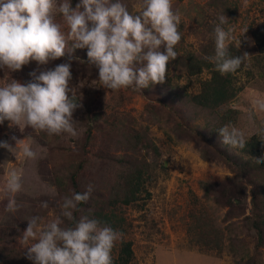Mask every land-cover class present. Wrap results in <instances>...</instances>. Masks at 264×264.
<instances>
[{"label":"trees","instance_id":"16d2710c","mask_svg":"<svg viewBox=\"0 0 264 264\" xmlns=\"http://www.w3.org/2000/svg\"><path fill=\"white\" fill-rule=\"evenodd\" d=\"M80 2L70 0L71 7L74 9ZM122 3L130 13L138 14L134 11L133 0H122ZM219 5L225 6L228 2L208 1L209 7ZM56 19L63 23L59 14ZM215 19L219 22L218 16ZM230 20L231 17L227 24ZM183 29L184 26L179 25L181 35ZM63 30L67 31V28ZM250 37L256 49L251 63L247 58L237 73L227 75L216 71L214 65L204 59V54L186 47L180 50L178 44L175 49L178 57L169 61L165 82L138 90L147 101L144 125L131 114L109 116L104 110H93L84 104L80 116L84 128L81 140L72 149L54 146L55 151H50H63L60 154L63 160L53 164L51 170L59 198L55 219L60 216L64 196L83 193L92 185L89 201L79 205L81 211L75 212V217L88 216L122 231L126 208L150 199L147 183L153 175V163H158L161 158V151L150 135L151 127L156 125L164 131L168 141L191 145L201 160L227 167L232 174L220 181L206 179L199 182L202 198L207 204L211 203V214L201 211L196 216L195 223L190 226L191 233L196 231L191 234L193 244L204 245L218 254L226 253L233 264H264V164L257 165L253 160L264 156V142L254 134L247 139L244 149L230 150L222 145L217 132L224 125L237 127L240 112L231 106L245 87L239 82V74L247 69L248 75L264 83V22L250 27ZM73 43L68 41L61 58L90 63L87 48H75ZM160 51H166L165 47L161 46ZM230 52L236 56L244 54L236 48L234 41ZM180 64L189 80L198 78L197 93L190 92L187 85L172 83ZM203 74L205 78H202ZM158 107L166 114L157 111ZM61 135L37 132L35 137L48 142L58 141ZM149 153L151 161L147 158ZM63 226L75 225L65 219ZM19 237L18 229L0 226V264H33L27 259L26 249L14 245ZM116 247L112 252L114 264L134 261L131 240H121Z\"/></svg>","mask_w":264,"mask_h":264},{"label":"clouds","instance_id":"9594fccd","mask_svg":"<svg viewBox=\"0 0 264 264\" xmlns=\"http://www.w3.org/2000/svg\"><path fill=\"white\" fill-rule=\"evenodd\" d=\"M138 9L133 15L122 0H81L74 9L70 0H0V68L17 71L30 61L46 65L63 57L68 41H72L75 48H87L89 62L98 69V81L106 89L141 91L162 84L169 61L178 57L175 49L182 39L181 16L173 10L172 0H142ZM57 14L63 23L57 21ZM218 21L213 33L214 55L204 59L221 75L235 74L249 55L231 54L230 45L235 41L238 49L240 39L233 35V28L223 27L228 21L225 15H220ZM161 46L166 51H160ZM30 75L38 82H7L5 77L0 85V124L8 121L9 127L21 131L31 128L49 136L76 137L73 113L81 105L75 90L69 88L70 63L39 76ZM252 109L264 112V98H255ZM217 132L222 145L230 150L246 147L245 133L237 127L224 125ZM256 135L264 142V127ZM12 139L15 148L7 142H0V148L16 158L19 148L26 160L37 159L38 152L30 144H22L15 136ZM253 160L257 165L264 164V156ZM22 179V172L13 169L8 173L4 188L8 212L20 207L16 194L23 190ZM92 191L89 185L83 193L64 196L60 216L55 220L44 223L39 215L27 220L21 238L28 245L27 259L33 264H114L112 252L123 234L97 219H77L74 215L81 211V203L89 201ZM41 207L46 209L48 203L42 202ZM65 219L75 226H63Z\"/></svg>","mask_w":264,"mask_h":264},{"label":"rangeland","instance_id":"374dc122","mask_svg":"<svg viewBox=\"0 0 264 264\" xmlns=\"http://www.w3.org/2000/svg\"><path fill=\"white\" fill-rule=\"evenodd\" d=\"M208 1L172 0L173 10L180 14V25L184 26L179 49L186 47L205 56L214 55L213 33L218 23L215 16L229 15L231 20L225 29L233 28V35L241 42L239 48L244 53H248L250 64V58L256 54L250 37V27L264 22V0H227L228 5H219L217 8L209 7ZM60 2L62 0H58V3ZM133 2L134 11L138 12V5L142 0H133ZM63 63H70L72 78L69 81V88L75 90L76 99L81 105L73 113L78 132L76 137L62 134L58 141L45 142L37 139L35 137L37 131L31 128L21 131L16 126L9 127L8 121L0 124V142H7L15 148L16 141L12 139L15 136L17 140H22V144L28 143L38 152L37 159L26 160L19 148L17 158L6 149L0 148V226L18 229L20 237L14 245L23 249L28 246L21 241V238L29 218L39 215L44 223L55 220L59 198L53 185L51 170L53 164L63 160V156H60L63 151H59L61 153H50V151H55L54 146L72 149L81 140L84 130L80 121L83 105H89L93 110H104L109 116L114 113L131 114L142 125L146 124L143 120L144 116H147L145 97L138 90L112 91L102 87L98 81V69L90 63L58 58L50 60L46 65L30 61L17 71L0 68V85L5 83V77L7 82L13 79L21 84L38 82L33 75H30L31 73L39 76L42 72L54 70L57 65ZM205 77L206 75L203 74L202 78ZM239 82L245 87L231 107L239 110L237 128L242 130L248 139L256 134L259 128L264 127V112H254L252 109V101L255 98H264V83L251 74L248 75L247 69L239 74ZM172 83L179 86L187 85L190 92H198V78L189 80L185 76L182 64L179 65ZM68 95L71 97L72 93L69 92ZM157 111L166 114L159 107ZM150 135L161 151V158L158 163H153V175L147 183L150 199L137 206L126 208L123 212L124 229L118 230L123 234L122 240H131L133 243L135 258L131 264H233L231 257L226 253L218 254L214 250L206 249L204 245H194L191 234L196 231L193 230L191 233L192 227H190L201 211H208L207 215L211 214V203L207 204L202 198L199 182L206 179L220 181L232 176L230 170L210 161L201 160L191 145H179L168 141L164 131L157 129L156 125L151 127ZM150 156L151 153L147 158L151 161ZM13 169L23 174V190L16 194L17 204L20 205L18 210L8 212L4 188L8 173ZM44 201L48 203L46 209L41 207ZM116 246L114 248H117Z\"/></svg>","mask_w":264,"mask_h":264}]
</instances>
